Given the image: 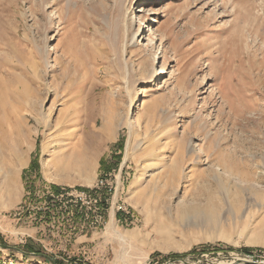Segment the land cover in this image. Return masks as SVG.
<instances>
[{
    "label": "rangeland",
    "instance_id": "1",
    "mask_svg": "<svg viewBox=\"0 0 264 264\" xmlns=\"http://www.w3.org/2000/svg\"><path fill=\"white\" fill-rule=\"evenodd\" d=\"M107 174L89 219L60 196ZM0 244L263 264L264 0H0Z\"/></svg>",
    "mask_w": 264,
    "mask_h": 264
},
{
    "label": "built area",
    "instance_id": "2",
    "mask_svg": "<svg viewBox=\"0 0 264 264\" xmlns=\"http://www.w3.org/2000/svg\"><path fill=\"white\" fill-rule=\"evenodd\" d=\"M109 174L105 175V178H100L95 185L94 189L91 191H82V192H76L75 194L73 192H66V193H60L59 195L63 198H69L71 197V201H68V203H71V206L73 209L74 207L81 208L86 211L87 219L90 217V212L96 211L98 205L101 203L100 201V194L106 190H109L107 187L109 181L106 177H108ZM41 210L44 209V206H41ZM48 210V209H47ZM66 212L70 213V209L65 210ZM264 264V261L262 262Z\"/></svg>",
    "mask_w": 264,
    "mask_h": 264
},
{
    "label": "bare ground",
    "instance_id": "3",
    "mask_svg": "<svg viewBox=\"0 0 264 264\" xmlns=\"http://www.w3.org/2000/svg\"><path fill=\"white\" fill-rule=\"evenodd\" d=\"M149 44V43H148ZM161 73H163V71L161 70ZM56 155V149L52 148L51 149V153H49V158L46 160V163H45V167L47 168V173L51 170V167L49 166V162H51V160L53 159V157ZM60 171V170H59ZM246 259V258H245ZM244 261V260H243ZM225 263V262H224ZM234 264H238V263H234Z\"/></svg>",
    "mask_w": 264,
    "mask_h": 264
},
{
    "label": "trees",
    "instance_id": "4",
    "mask_svg": "<svg viewBox=\"0 0 264 264\" xmlns=\"http://www.w3.org/2000/svg\"><path fill=\"white\" fill-rule=\"evenodd\" d=\"M110 168H107V167H103V170H102V173L101 174H104L105 173V171H108ZM26 251H29V252H39V250H37V249H35V247H29L28 246V248H26ZM174 257H177V256H179V255H173ZM58 264H64L63 262H60V261H58Z\"/></svg>",
    "mask_w": 264,
    "mask_h": 264
},
{
    "label": "water",
    "instance_id": "5",
    "mask_svg": "<svg viewBox=\"0 0 264 264\" xmlns=\"http://www.w3.org/2000/svg\"><path fill=\"white\" fill-rule=\"evenodd\" d=\"M0 246L1 247H5V248H10L11 246H6V245H3V244H0ZM18 249V248H17ZM18 250H20V249H18ZM20 251H22V250H20ZM22 252H24V251H22ZM25 253V252H24ZM49 259L52 261V263L53 264H57V262L53 259V258H51V257H49ZM176 260V259H175ZM184 262V264H190L188 261H183ZM247 262H249V263H251L250 261H247Z\"/></svg>",
    "mask_w": 264,
    "mask_h": 264
}]
</instances>
